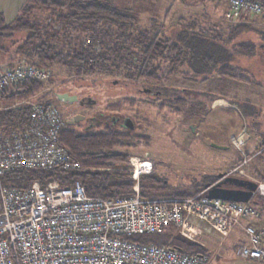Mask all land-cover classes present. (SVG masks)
<instances>
[{
	"label": "rangeland",
	"instance_id": "obj_1",
	"mask_svg": "<svg viewBox=\"0 0 264 264\" xmlns=\"http://www.w3.org/2000/svg\"><path fill=\"white\" fill-rule=\"evenodd\" d=\"M111 1L135 16L137 29L157 30L158 35L162 34L171 42L178 39L183 29L200 30L202 38L209 42L206 45H219L218 55L220 53L226 60H216L208 69L206 66L196 73L186 57L177 74L158 84L131 79L124 69L85 74L55 64L51 66L50 77L41 81L43 87L32 98L2 104L3 108L21 107L29 100L49 98L65 119L74 113L84 116L68 124L80 133L102 130L111 126L115 119L113 128L116 131L140 139L137 145L120 148L128 154L126 167L132 171L137 166L140 170L143 160L151 163V170L140 172L135 179L137 188L140 176L150 175L158 183L157 196L200 193L202 185L208 182H204V177L220 173L254 181L264 191V87L218 72L221 61H226L233 70L231 73L248 79L252 74H264V47L258 46L264 41V22L248 23L251 28L230 37L237 23L264 15L231 18L227 15V0ZM44 16V12H39L37 20L43 22ZM25 36L20 33L6 40L7 52L0 50V62L10 59L25 62L15 54V48ZM241 42L254 44L255 51L250 55L236 53L235 46ZM61 43L62 46L67 44L63 39ZM187 55L189 57V52ZM56 93L74 94L79 100L90 98L93 102L66 103L58 100ZM177 98L184 100L178 107L180 111L163 105L166 100ZM236 140H240L241 145L235 144ZM255 201L256 205L250 203L257 211L256 218L242 221V225L234 226L222 237L195 235L207 246L208 264H264V258L246 261L238 256L237 250L238 244L245 240L244 224L256 223L264 237V199Z\"/></svg>",
	"mask_w": 264,
	"mask_h": 264
},
{
	"label": "built area",
	"instance_id": "obj_2",
	"mask_svg": "<svg viewBox=\"0 0 264 264\" xmlns=\"http://www.w3.org/2000/svg\"><path fill=\"white\" fill-rule=\"evenodd\" d=\"M227 2L231 18L264 15L258 0ZM50 75L51 67L24 61L2 66L0 93L24 80L44 81ZM22 107L28 113L20 124L11 127L0 121V264H208L205 255L133 237L174 229L198 241L199 233L222 237L242 221L257 217L251 201L210 198L206 188L192 197L146 199L138 195L136 184L134 194L114 198L87 195L79 179L68 186L53 178L34 180L23 189L10 187L2 180L10 171L78 167L60 144L65 125L60 110L37 100ZM140 165L143 168L131 171L134 179L151 170L149 161ZM243 228L245 240L238 244V256L263 259V230L254 222Z\"/></svg>",
	"mask_w": 264,
	"mask_h": 264
},
{
	"label": "trees",
	"instance_id": "obj_3",
	"mask_svg": "<svg viewBox=\"0 0 264 264\" xmlns=\"http://www.w3.org/2000/svg\"><path fill=\"white\" fill-rule=\"evenodd\" d=\"M258 1L264 5V0ZM41 11L45 13L43 22L37 20ZM134 17L130 11L118 8L111 0H27L12 22L6 23L0 14V50L7 52L6 40L15 34L25 33L24 40L15 48V54L34 66L51 67L59 64L85 74L97 71L120 72L124 69L131 79L156 84L164 83L177 74L186 57L196 73L206 66L208 69L216 60H226L220 53L218 55L219 45L208 47V40L202 38V32L196 28L183 29L178 39L171 42L162 34L158 35L157 30L137 29ZM249 28L250 25L245 21L239 22L231 30L230 37ZM61 39L67 44L62 46ZM72 39H75L74 43L70 44ZM186 51L189 52V57ZM235 51L241 55H250L255 51V46L249 42H241L235 46ZM221 63L218 72L227 73L245 82H253L240 74L231 73L233 70L226 61ZM42 87L43 82L27 79L2 91L1 124L11 127L18 125L28 113L27 107L12 105L3 108L2 104L32 98ZM43 101L45 104H53L49 98ZM181 104H184L182 98L163 102L164 106L176 111H180L178 107ZM111 124L99 131L80 133L65 123L59 134L60 144L80 168L10 171L3 176L4 184L23 189L34 180L54 178L59 179L61 186H68L75 179H79L89 196L114 198L134 194L136 180L126 167L128 154L120 148L137 145L140 139L138 136L116 131L113 128L115 119ZM216 179V175H207L204 182H214ZM137 183L138 195L146 199L185 198L199 194L157 196L155 187L158 183L150 175H141ZM202 186L200 190L203 191L204 184ZM251 203L255 204L252 201ZM173 231L175 232L174 229H168L159 233L142 234L134 236L133 239L142 243L169 245L188 254H206L201 246L188 245L177 240L176 232L173 235Z\"/></svg>",
	"mask_w": 264,
	"mask_h": 264
},
{
	"label": "water",
	"instance_id": "obj_4",
	"mask_svg": "<svg viewBox=\"0 0 264 264\" xmlns=\"http://www.w3.org/2000/svg\"><path fill=\"white\" fill-rule=\"evenodd\" d=\"M56 97L58 100L66 103H73L78 100L77 96L67 93H56ZM82 101V100H80ZM87 102H93L90 98L87 99ZM84 116L82 114H75L73 116L65 119L66 124H73L76 121L82 120ZM129 121V120H127ZM217 181L214 183H206L204 188H206V196L210 198H219L222 200L236 201L247 203L250 201L253 192L257 189L258 184L254 181L242 178H236L233 176H225L220 173L217 175ZM229 183L231 185L237 186L236 188L224 187L223 185ZM175 238L181 242H184L188 245H197L203 247V250L207 249L203 243L192 240L181 233H176Z\"/></svg>",
	"mask_w": 264,
	"mask_h": 264
},
{
	"label": "crops",
	"instance_id": "obj_5",
	"mask_svg": "<svg viewBox=\"0 0 264 264\" xmlns=\"http://www.w3.org/2000/svg\"><path fill=\"white\" fill-rule=\"evenodd\" d=\"M26 1L27 0H0V14L3 16L6 23L12 22L17 17L18 13L20 12V9L22 8V6L25 4ZM258 18H260V21L257 20ZM246 22L250 23V24L251 23L254 24L255 22L258 24H262L264 22V17H256V18L252 17L249 21H246ZM258 46L260 48H263L264 47V41L261 42ZM8 55H9V53H8ZM18 63H20V61L17 59H15V60L10 59L6 62H0V67H2L4 65L14 66V65H17ZM263 65H264V62H263ZM255 77L258 78L259 80L256 79ZM250 79H252L253 82L248 81V83H253V84L257 83V85L264 87V74L263 73H261L260 75H257V74L253 75L252 74ZM248 262H250V261H248Z\"/></svg>",
	"mask_w": 264,
	"mask_h": 264
},
{
	"label": "flooded vegetation",
	"instance_id": "obj_6",
	"mask_svg": "<svg viewBox=\"0 0 264 264\" xmlns=\"http://www.w3.org/2000/svg\"><path fill=\"white\" fill-rule=\"evenodd\" d=\"M86 102H87V100L86 101H80L79 99L76 101V103H78L79 105H83V104H86ZM75 114H79V113H74V115ZM127 125L129 124V122H125ZM125 125V124H124ZM216 180H218V179H216ZM215 180V181H216ZM227 184L229 185V186H231V187H233V188H236L237 186H235V185H231V184H229V183H226V184H224L223 186L224 187H226L227 186ZM228 187V186H227ZM256 198V199H255ZM254 199V200H253ZM262 199H264V191L263 190H260L258 187H257V189L253 192V194H252V196H251V201L252 202H254L255 200H257L258 202H260V200H262ZM257 201H255V202H257Z\"/></svg>",
	"mask_w": 264,
	"mask_h": 264
},
{
	"label": "bare ground",
	"instance_id": "obj_7",
	"mask_svg": "<svg viewBox=\"0 0 264 264\" xmlns=\"http://www.w3.org/2000/svg\"><path fill=\"white\" fill-rule=\"evenodd\" d=\"M143 164H144V165H146V164H147V162H146V163H144V162H143ZM141 166H142V165H141Z\"/></svg>",
	"mask_w": 264,
	"mask_h": 264
}]
</instances>
